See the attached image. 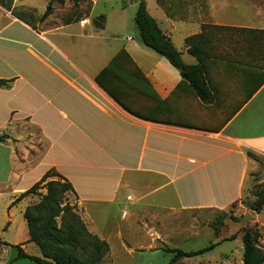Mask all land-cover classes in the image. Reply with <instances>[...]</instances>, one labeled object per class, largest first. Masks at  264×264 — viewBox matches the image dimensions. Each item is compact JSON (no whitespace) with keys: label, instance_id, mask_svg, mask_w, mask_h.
<instances>
[{"label":"crops","instance_id":"crops-1","mask_svg":"<svg viewBox=\"0 0 264 264\" xmlns=\"http://www.w3.org/2000/svg\"><path fill=\"white\" fill-rule=\"evenodd\" d=\"M92 1L82 21L65 24L58 13L71 0H0V260L15 246L30 255L24 212L39 196L17 199L48 172L72 183L79 214L110 251L114 242L132 252L131 230L178 249L242 198L259 166L248 153L264 156V0H145L186 64L199 63L186 43L198 37L204 97L130 26L141 0H112L96 17ZM120 51L140 73L122 57L119 81H104L137 115L97 81ZM184 169L193 175L180 182Z\"/></svg>","mask_w":264,"mask_h":264},{"label":"trees","instance_id":"trees-1","mask_svg":"<svg viewBox=\"0 0 264 264\" xmlns=\"http://www.w3.org/2000/svg\"><path fill=\"white\" fill-rule=\"evenodd\" d=\"M65 0H60L64 2ZM71 6L62 14L61 20L65 24L82 21L84 16L89 15L93 8L92 0H71ZM101 17L99 22H103ZM136 29L139 33L141 42L154 50L159 55L165 57L171 65L179 70L184 81L189 82L200 97H204L206 81L203 75L204 56L200 50L194 46V41L198 37L187 39L186 43L190 46L189 52L199 59L196 65L186 64L181 53L173 46L170 38L160 29L157 22L149 15L145 0H141L134 17ZM125 57L131 69L140 73L136 64L125 53L120 51L118 55L107 65L97 78L100 86L106 90L117 102L124 106L131 113L134 111L126 105L124 100L104 81L105 77L114 74V83L119 81L116 75V63ZM116 75V76H115ZM123 85L127 89L136 86L134 81H124ZM128 82V83H127ZM5 81L0 80V85ZM6 135L0 133V142L5 141ZM248 156L259 162V159L252 153ZM57 176V180L47 181L48 178ZM46 189V193H39ZM75 190L72 183L66 178L56 173L48 172L43 178L35 183L30 189L21 194L17 201L29 195L39 196V201L29 205L24 218L29 232V243L37 245L42 257L30 256L24 252L21 246H15L19 257L29 258L39 264H101L110 251L109 244L91 233L75 204L69 201L70 195ZM264 206V189L259 193L257 201L253 204V210L259 212ZM218 234V233H217ZM259 233L257 231L244 230L243 242V264H264V251L258 247ZM218 244L200 250L198 252L185 253L178 249H164L167 252L176 253V257H193L204 254Z\"/></svg>","mask_w":264,"mask_h":264},{"label":"rangeland","instance_id":"rangeland-1","mask_svg":"<svg viewBox=\"0 0 264 264\" xmlns=\"http://www.w3.org/2000/svg\"><path fill=\"white\" fill-rule=\"evenodd\" d=\"M128 1H120V7H124L126 4L129 5L130 0ZM95 4L96 10L93 13V17L101 13L109 12L114 2L112 0H95ZM129 11L130 9H128ZM63 13H58L59 19L62 18ZM133 14L130 15L129 22L130 26L136 27L134 22L135 15ZM258 159V169L252 174L250 184L245 183V192L242 198L225 211L211 215L208 220L202 219L201 225L203 229L200 236L193 237L192 241L175 245L177 247H172L178 248L185 253H191L203 250L222 240L214 249L193 257H180L175 259L176 253L153 247L154 243L150 240L143 239L142 233L138 234L137 230L135 232L131 230L127 232L126 239L128 240V249H131L132 252L121 248L117 243L113 242L110 258H104L101 264H243L242 236L244 230L257 231L259 233L258 247L264 251V206L259 212L252 209L259 193L264 189V156ZM177 174L180 175V182L190 179L193 175L192 171L188 169L178 171ZM239 182V178L233 182L232 187L235 193L238 190ZM156 197L153 199H156ZM164 199L165 196H161L162 202H165ZM69 201L72 205L74 204L72 195H70ZM162 214H164V211ZM246 215L248 217L247 219L245 218ZM183 219L186 220V218ZM95 220L97 223H101L104 221V218H96ZM187 228L190 229L189 227ZM132 229L134 230V227ZM24 236L25 230L20 226L15 230L13 240L20 243V240ZM28 252L31 256L42 257L41 251L34 243L28 246ZM0 264L39 263L29 258L19 257L18 250L12 248L8 259L0 260Z\"/></svg>","mask_w":264,"mask_h":264},{"label":"water","instance_id":"water-1","mask_svg":"<svg viewBox=\"0 0 264 264\" xmlns=\"http://www.w3.org/2000/svg\"><path fill=\"white\" fill-rule=\"evenodd\" d=\"M245 218H246V219L248 218L247 215L245 216Z\"/></svg>","mask_w":264,"mask_h":264}]
</instances>
